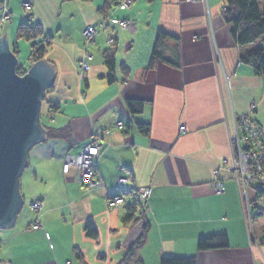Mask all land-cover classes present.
Segmentation results:
<instances>
[{
	"label": "crops",
	"instance_id": "obj_1",
	"mask_svg": "<svg viewBox=\"0 0 264 264\" xmlns=\"http://www.w3.org/2000/svg\"><path fill=\"white\" fill-rule=\"evenodd\" d=\"M105 1L34 0L32 17L53 43L46 59L54 69V82L46 97L57 109L53 119L42 118L45 139L28 152L19 186L24 203L17 221L1 234V261L117 264L141 237L146 220L150 228L145 242L125 264H159L163 257L173 256H196L197 264H264V194L250 195L256 201L253 230L260 241L251 249L245 204L236 183L226 181L222 196L211 189L213 167L232 153L234 119L254 106V118L264 126V76L239 60L241 51L256 46L237 49L231 25L223 19L225 0H207L219 59L207 34L205 0H134L130 8L111 4L106 12ZM8 2L13 17L0 36L6 33L10 44L19 48L23 0ZM110 16L131 25L100 29L87 48L84 28L99 29L102 19ZM157 31L170 35L163 41L162 54L172 65L158 61L149 69ZM196 35L201 38L193 41ZM110 36L117 49L112 83L103 56L111 49ZM90 54V71L79 79L77 66ZM122 64L129 69L126 79ZM128 99L144 101L143 113L132 116ZM118 122L122 129L116 127ZM137 123L149 124V134H142ZM97 136L102 143L99 173L108 195L81 185L75 169L62 172L65 155L84 149ZM127 177L131 179L125 190L150 193L143 206L145 220L139 224L124 222L132 199L129 192L118 211L106 205L124 193L115 182ZM36 199L44 202V230L30 231L35 219L28 203ZM87 223L94 227V237L88 235ZM215 234L227 236L229 246L198 251V239Z\"/></svg>",
	"mask_w": 264,
	"mask_h": 264
},
{
	"label": "water",
	"instance_id": "obj_2",
	"mask_svg": "<svg viewBox=\"0 0 264 264\" xmlns=\"http://www.w3.org/2000/svg\"><path fill=\"white\" fill-rule=\"evenodd\" d=\"M17 64L5 33L0 38V228L11 227L22 207L20 176L30 148L45 139L40 106L54 77L44 60L24 77L17 75Z\"/></svg>",
	"mask_w": 264,
	"mask_h": 264
},
{
	"label": "bare ground",
	"instance_id": "obj_3",
	"mask_svg": "<svg viewBox=\"0 0 264 264\" xmlns=\"http://www.w3.org/2000/svg\"><path fill=\"white\" fill-rule=\"evenodd\" d=\"M8 2V0H0V32L1 31H4V29L7 28V26L9 25L10 21L12 20V17H13V13H12V10H11V7L9 6H6L5 4ZM118 2L121 3V7H123V4L125 5H130L134 2V0H118ZM196 2V1H195ZM9 3V2H8ZM7 3V4H8ZM3 5L4 7H6L5 9H3ZM116 6H119V4L117 3ZM21 7H22V14L19 16L20 17V21H21V24H24L25 21H28V19H32V9H31V6H29V3L27 0H24L22 3H21ZM205 9H207V11L210 13V17H212V14H211V9H209V4L208 3H205ZM223 13L226 11V0H225V4L223 5ZM25 17V18H24ZM112 20H116L118 23L120 22H123L125 21V19H117V18H114L112 16L110 17H105L102 19V21L100 22V28L98 29L96 26L94 25H89L87 28H85V32L88 30L89 32V27H92L94 29V31L97 30V32L100 31V29H105L106 27V24L105 22L107 23H110L112 22ZM126 22L128 24H131L129 20H126ZM226 22V21H225ZM229 24V23H228ZM109 25H107L108 27ZM126 26V25H125ZM213 26V24L211 25ZM122 27V26H121ZM120 27V28H121ZM122 28H125V27H122ZM126 28H128L126 26ZM214 28V27H213ZM93 29L92 31L90 32V36H92L91 39H87L84 34V43L85 45L87 46V48L95 41L96 37L93 35ZM231 31H232V26H231ZM84 32V33H85ZM211 33V32H210ZM209 35V32L207 33ZM212 34V33H211ZM210 36V35H209ZM213 38L215 39V33L212 34ZM111 37V36H110ZM1 38V37H0ZM18 38V37H17ZM115 40V38H110L108 39L109 40V45L113 44V41H110V40ZM233 40V39H232ZM215 41V40H214ZM10 43V42H9ZM235 43V41H234ZM45 45L46 46H51V41L50 39H48L46 42H45ZM114 45V44H113ZM236 47L238 50H240L242 47L238 44H236ZM15 49L17 50V52H15ZM9 50H11L13 52V54L15 55V57L17 58L18 57V53H19V49L16 45H11L9 44ZM248 52V51H246ZM246 52H243L242 51L240 52L239 54V58H241V56L246 53ZM36 54H37V51L35 49H33L31 46L29 48V55H28V58H31V59H36ZM93 59V58H92ZM92 59H88L87 58V61L89 62L90 64V61ZM40 60H44V59H40ZM240 60V59H239ZM39 61V60H36V62ZM45 61V60H44ZM242 62V61H241ZM49 65L51 66V64L49 63ZM90 66V65H89ZM19 68H22L20 65H17V69ZM26 70V69H25ZM29 71H24V73H28ZM17 73V72H16ZM18 76H20V73H17ZM27 74H24V76H26ZM24 76H20V77H24ZM125 79L127 78V75L124 76ZM125 81V80H124ZM53 86V84L48 88L46 89L45 91L48 93L49 92V89ZM128 100H133V99H128ZM127 100V101H128ZM42 104L40 106V122L42 120V118H49V119H53L54 118V115H55V111H56V107L55 105L51 102V101H48L47 100V97L43 96L42 100H41ZM254 106H252V109L251 111L249 112V114H245V115H242L240 117H236L234 119V125H235V129H234V134L232 135V138L230 140V146H231V156H230V159L229 160H224L222 161V164H219V165H216L213 167V182L211 184V189L213 190V193L215 195H218V196H222L224 195V193L227 191L226 189V184L224 185V189H223V186L222 184L220 183V181H228V180H232L233 182L236 183V186H237V189L239 191V198L241 199V195L243 194V192L245 191L244 188L242 187H239L238 186V180H245L246 178L247 179H251V185L250 187L252 188L253 191H256V192H259V193H263L264 194V185L261 184V180L259 179H255V177L257 176V174L261 177V174L257 171L256 173L257 174H253V169L251 168H248V167H242L239 165V163L241 162H249V158L247 157L248 156V151L252 150V148L254 147V144L256 143V140L253 139V137L249 134V131L253 128V125L256 129H258L262 134H264V126H262L261 124H259L256 119L254 118ZM47 116V117H46ZM42 123V122H41ZM42 126L44 128V125L42 123ZM123 123L122 122H118L116 127L118 129H122L123 128ZM185 130V127L181 126V131ZM45 132V130H44ZM45 136H46V133H45ZM98 138V136H97ZM100 139L98 138L97 140H95L96 144H97V141H99ZM264 142V140H263ZM91 144V143H90ZM101 142L99 144H97L100 148H101ZM84 149L80 150L79 152L83 151ZM100 152V150H99ZM242 154H245L247 155L246 158L244 156H242ZM28 155V154H27ZM97 155V154H96ZM101 155V152L99 153V156ZM29 156V155H28ZM99 156L98 157H95V163L98 162L99 160ZM252 158V159H251ZM251 160L252 161H255L256 159V156H253L251 155ZM94 159V158H93ZM234 161V163H233ZM27 164H28V158H27ZM94 165V164H93ZM93 165L91 164L90 168L88 170H91V168L93 167ZM27 166V165H26ZM70 166V165H69ZM28 167V166H27ZM26 167V168H27ZM25 168V169H26ZM24 169V171H25ZM86 170V172L88 171ZM214 170H218L217 173H214ZM230 171L231 173L229 175H221L223 172L222 171ZM23 171V173H24ZM85 172V173H86ZM22 173V174H23ZM84 173V174H85ZM99 173V172H98ZM248 173H251V175H249ZM21 174V175H22ZM218 174V176L216 175ZM93 174L91 173V171L87 172V175H86V178L88 179V183L90 180H92ZM21 177V176H20ZM98 178H101L100 182L101 184H103L106 188L108 187L107 184H105L103 178H102V175L101 173L97 174ZM78 178L81 179V176H79ZM79 179V180H80ZM130 177H127V178H122L121 180V185H119V187L117 189H119L120 191L124 192L122 194H118V196H114V199L115 198H118L120 197L122 199V202L118 203L117 206L111 208L112 210H115V211H118V207H120L121 205H123L125 203V193H128L131 194V196L133 195H136L137 199H138V202H140L144 207L147 203V200L146 201H141V198L143 196H149L150 193L148 191V189H141L139 191H136L135 188H132V189H128V190H125L124 188V185L127 183L130 182ZM20 181H21V178H20ZM81 182H86V181H83L81 179ZM120 182V181H119ZM97 184V183H96ZM19 186H20V183H19ZM128 194V195H129ZM20 196L22 198V195L20 193ZM247 195L245 197H242L243 199V202H244V206H245V214H244V220H246V223L248 221L252 222L254 221L253 220V217H252V203L251 201L247 200L246 199ZM241 199V200H242ZM143 200V199H142ZM24 201V198H22V206H23V202ZM43 201L42 200H33V201H30L28 203V206L29 208L32 209V211L34 212V222L29 226L28 230L30 231H34V230H40V227L42 230H44V224L42 222V219H41V216H40V210H41V206L43 205ZM145 209V208H144ZM148 208H146L147 210ZM43 210H44V207H43ZM42 210V211H43ZM22 211V207L20 208V210L17 212L16 216H15V219H14V223L17 221L16 218L18 217L19 213ZM252 220V221H251ZM13 223V224H14ZM12 224V225H13ZM12 227V226H11ZM11 227H2L0 228V242L2 241L1 240V234L3 232V230H8L9 228ZM254 228V226H253ZM252 229H247L248 231V237L249 235H251V237L249 238V241H250V248H252V244L253 245H258L260 241L257 240V237L255 235V230ZM215 235H220V234H215ZM215 235H212V236H215ZM212 236H208V237H212ZM140 238V237H139ZM138 238V239H139ZM137 239V240H138ZM201 239V238H199ZM198 239V240H199ZM136 240V241H137ZM1 247H2V242H1V245H0V250H1ZM212 251H216V250H212ZM196 257V256H195ZM194 257V258H195ZM123 264L126 263V259L124 258L122 260ZM120 262L117 263V264H121ZM0 264H6L2 261H0ZM196 264H197V257H196Z\"/></svg>",
	"mask_w": 264,
	"mask_h": 264
},
{
	"label": "trees",
	"instance_id": "obj_4",
	"mask_svg": "<svg viewBox=\"0 0 264 264\" xmlns=\"http://www.w3.org/2000/svg\"><path fill=\"white\" fill-rule=\"evenodd\" d=\"M260 1L261 0H226L227 9L223 13V19H225L226 23H229L232 26L231 36L237 45L239 44L242 48L256 46L244 53L241 56L240 61L251 67L252 71H254L256 75L264 76V8L260 7ZM110 2L111 0L105 1V5L102 8L103 11L106 12L109 7H111ZM18 28L19 30L17 37L19 39L26 37L29 39V41H31L32 38H34L33 32L29 31V29L25 28L23 25H20ZM156 33L157 34L151 53L152 56L148 63L149 69L154 68L156 62L158 61L172 65L170 61L164 59L162 54L163 41L170 35L164 31H157ZM31 47L37 51L35 57L36 60L43 59L47 55L48 48L46 45H42L41 41L32 43ZM15 52H17L16 49ZM116 52V46H113L111 49L103 53L105 64L109 69V74L107 76L109 83L115 81L114 72L117 68ZM121 68L124 75L129 74V69L127 66L122 64ZM144 104V101L137 99L127 101V105L132 116L143 113ZM137 129H139V131L145 135L149 134L151 130L150 125L147 123H137ZM129 204L130 207L128 213L126 214L127 216L124 218V222L129 223L134 220V222L137 223L144 219L142 213L145 212V209L143 205L138 202L136 195L132 196ZM139 210H141V212L139 213L140 215L137 216L136 213ZM144 222L145 224L141 232V237L131 246L129 251L130 255L141 248L142 244L145 242L146 233L149 231L150 225L146 220ZM86 227L88 235L94 237L96 234L94 227H92L90 223H87ZM197 244V249L200 252H204L205 250L225 249L229 246L228 238L224 234L201 238L198 240ZM159 264H196V257H163Z\"/></svg>",
	"mask_w": 264,
	"mask_h": 264
},
{
	"label": "rangeland",
	"instance_id": "obj_5",
	"mask_svg": "<svg viewBox=\"0 0 264 264\" xmlns=\"http://www.w3.org/2000/svg\"><path fill=\"white\" fill-rule=\"evenodd\" d=\"M9 1V0H8ZM24 1V0H23ZM28 1V3H29V6H31V9H33V3H34V0H27ZM189 2H191V3H194L195 1H197V0H188ZM8 3V2H7ZM5 4L6 6H9V3L8 4ZM112 5L114 4L115 6H116V4L118 3L119 4V6H117V7H119V9H127V8H130V6L131 5H133L134 4V2L132 3V4H130V5H127L126 7H121V3L120 2H118V0H111V2H110ZM205 3H208V1L207 0H205ZM6 7H4V5H3V9H5ZM224 10V9H223ZM206 16H207V23H208V30H209V38L211 39V41H213V47H214V50L215 51H217L216 50V42L214 41L215 39L213 38V36H212V34H214L215 33V30H214V28H213V26H211L213 23H214V19L211 17V18H209L210 17V13L207 11V14H206ZM25 18V17H24ZM123 24H119V23H114V22H110V23H107V22H105V24H106V27L105 28H107V25H116V26H118V27H125L126 28V26L127 27H129L131 24H128L127 22H126V19H125V21H123L122 22ZM20 25H23L25 28H27V29H29V31H32L33 32V37L34 38H32V40L31 41H29V39L28 38H21V40H23L22 42H21V46H19V53L17 54L18 55V57H17V60H18V64L17 65H20L22 68H19V69H17V66H16V72L18 73H20V76H24V74H27V73H24V71H30L29 69L34 65V64H36L37 62H36V59H31V58H29L30 59V61L27 63V61H26V58L28 59V55H29V48H30V46L32 45V43H37V42H39V41H41V44L42 45H45V42L49 39V37H47V36H45L44 34H43V28H41V26H39V24H37L36 23V21H34V19L32 18V19H28V21H25V23L24 24H20ZM19 25V23H18V25H17V28H18V26H20ZM126 25V26H125ZM88 26H86L85 28H87ZM84 28V29H85ZM104 29V28H103ZM84 32H85V30H83V33H82V35L84 34ZM212 34H211V33ZM99 32H97V30L96 31H94V33H93V35L95 36V37H97ZM1 37V36H0ZM110 38H114V37H109L108 39H110ZM199 38H201L200 36H197L196 35V37H194L193 38V41H196L197 39H199ZM8 39V38H7ZM8 41H9V39H8ZM31 42V45H27V44H25V42ZM51 41V40H50ZM110 41H113L112 39L110 40ZM10 44V43H9ZM53 43H52V41H51V45H52ZM114 44V45H113ZM113 44H111V45H109V40H107V45H109L110 46V48L111 47H113V46H115V40L113 41ZM13 45H15V44H13ZM48 47H50V46H47V48ZM48 50H49V48L47 49V52H48ZM117 53V52H116ZM89 60L90 59H92L93 57H92V55L90 54V55H87L86 56ZM216 57H218V59H219V52L217 51L216 52ZM87 58L86 59H84V60H82V61H80V63L78 64V68H79V72H78V78L79 79H85L84 77H86V73L87 72H89L90 71V67H89V62L87 61ZM44 60H45V62L47 63V64H49V59H46V56L43 58ZM117 63V62H116ZM27 64V65H26ZM117 65V64H116ZM26 69V70H25ZM54 78V77H53ZM53 82H54V80H53ZM47 92H45V94H44V96L46 97L47 96ZM100 142L99 141H97V144H99ZM89 145V144H88ZM86 147V146H85ZM101 149H102V145H101V148L99 147V150H100V152H101ZM78 153H79V151H78ZM102 153V152H101ZM77 154V152H75V153H73V154H70V153H68V154H66L65 155V157H64V161H63V169H62V172H64L65 174H67V173H69L71 170H73V169H75V171H76V174H77V176L79 177V176H83L84 175V171H82V169L79 167V166H77V164H75L74 162L72 163L71 161H67V158L70 156V157H73V156H75ZM101 156V155H100ZM100 156H99V159H100ZM28 158V157H27ZM96 162V161H95ZM65 163H69L70 164V166H69V168H68V170L67 171H65ZM233 163H234V161H233ZM99 160H98V162L97 163H95V165L91 168V173L93 174L92 176H93V178H92V180H90L89 181V183L88 182H81V179L80 178H78V180H79V183L81 184V185H83L84 187L86 186L87 188H88V190H96V189H100V190H103L106 194H107V192H108V187L106 188L103 184H101L100 182H98V181H100V179L101 178H98V177H96L97 176V174H99L98 172H99ZM264 171V170H263ZM218 172V170H214V173H217ZM223 173L221 174L222 176L223 175H229L231 172L230 171H222ZM23 173V172H22ZM255 174H257V173H255ZM217 176H218V174H216ZM219 177V176H218ZM103 178V177H102ZM255 179H258V174H257V176L255 177ZM121 180L122 179H119V181L121 182ZM250 182H251V179H250ZM249 182V180H238V186L239 187H242V188H244L245 189V191L243 192V194L241 195V199H242V197H245L246 195H247V197H246V199L247 200H249V201H251V203H252V205H255L256 204V201H255V199H250V195H251V193H254L255 192V195L253 194V197L254 196H256V195H261L262 194V192L261 193H259V192H256V191H253L252 190V188L250 187V185H251V183ZM97 183V184H96ZM116 183V188H117V184L119 183L118 181H116L115 182ZM220 183L222 184V186H223V189H224V185L226 184V181H220ZM225 190V189H224ZM108 195V194H107ZM263 195V194H262ZM148 197L149 196H143L142 198H141V201H146V200H148ZM143 199V200H142ZM243 200V199H242ZM110 202H111V200L110 199H108L107 201H106V205H108V208H113L111 205H110ZM146 206H147V204H146ZM43 207H44V203H43V205L40 207L41 208V210H40V215L42 214V210H43ZM147 208V207H146ZM132 221H134V220H132ZM131 221V222H132ZM252 221V220H251ZM137 224H139V222H137ZM247 224H248V229H252L253 228V226H254V221H252V222H250V221H248L247 222ZM144 228V227H143ZM142 228V229H143ZM40 230H42L41 229V227H40ZM251 237V235H249V238ZM134 244V242L130 245V248L128 249V252L126 253V255L127 256H125V259L127 260V261H129L130 262V260L133 258L132 256H134L136 253H138L139 252V250L141 249V248H139L136 252H134V253H132L131 255L129 254V251H130V249H131V246ZM252 246V248L251 249H254L255 247H257L258 245H251ZM206 251V250H205ZM204 251V252H205ZM129 254V255H128ZM170 258H174V256L173 257H170ZM0 261H1V259H0ZM122 262V260L120 261V263ZM121 264H123V263H121ZM141 264H142V262H141Z\"/></svg>",
	"mask_w": 264,
	"mask_h": 264
},
{
	"label": "built area",
	"instance_id": "obj_6",
	"mask_svg": "<svg viewBox=\"0 0 264 264\" xmlns=\"http://www.w3.org/2000/svg\"><path fill=\"white\" fill-rule=\"evenodd\" d=\"M127 5L123 4V8L126 7ZM112 22L114 23H118L116 20H112ZM119 24H123L122 22H120ZM89 32L88 30L84 33V36L89 40L92 38V36H90V32L92 31V27H89ZM93 33H94V29H93ZM249 134L253 137V139L256 140V143L254 144V147L252 148V150L248 151V156L245 154H242V156H244L246 158V156L249 158H251V155L256 156L255 161H252L249 158V162H241L239 163L240 166L242 167H248L253 169V174H255L257 171L261 174V177L258 175L259 179L261 180V184L264 185V134H262L258 129H256L253 125V128L249 131ZM99 146L96 144V142L94 141L93 143L87 145L86 147H84V150L81 152H77V154L73 157H68L67 161H71L72 163L74 162L75 164H77V166H79L82 171L86 172V170H88L91 166V164L95 165V157L99 156ZM97 154V155H96ZM94 158V159H93ZM65 171L68 170L69 168V163H65ZM93 165V166H94ZM90 170H88L87 172H89ZM87 172L81 176V179L83 181L88 182V179L86 178ZM249 175H251V173H248ZM246 181L250 179H245ZM119 185H121V182H119ZM110 205L112 207H115L118 205V203L122 202V199L120 197L118 198H111L110 199Z\"/></svg>",
	"mask_w": 264,
	"mask_h": 264
}]
</instances>
